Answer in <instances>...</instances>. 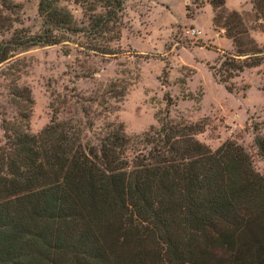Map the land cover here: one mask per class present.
Here are the masks:
<instances>
[{"label": "trees", "instance_id": "1", "mask_svg": "<svg viewBox=\"0 0 264 264\" xmlns=\"http://www.w3.org/2000/svg\"><path fill=\"white\" fill-rule=\"evenodd\" d=\"M1 1L3 30L19 5ZM127 2L39 0V33L15 31L0 43L1 74L13 76L17 55L36 46L117 56ZM261 62L225 55L217 74L227 84ZM14 85L24 113L3 126L0 264H264V178L241 147L212 151L188 128L168 125L146 133L132 158L123 128L100 148L70 122L33 135L23 124L31 100ZM256 145L264 159V133Z\"/></svg>", "mask_w": 264, "mask_h": 264}, {"label": "rangeland", "instance_id": "2", "mask_svg": "<svg viewBox=\"0 0 264 264\" xmlns=\"http://www.w3.org/2000/svg\"><path fill=\"white\" fill-rule=\"evenodd\" d=\"M7 4L19 8L5 13L16 22L0 30V43L15 31L39 33V0ZM67 6L81 18L79 7ZM116 46L121 53L115 57L90 58L74 48L65 55L61 45L36 46L17 55L13 76H3L2 66L0 146L5 123L24 113L13 101L16 83L31 100L23 124L33 135L53 121L70 122L84 144L100 148L110 132L123 128L132 158L152 129L186 127L212 151L226 143L241 147L264 178L256 145L264 133V0H128ZM225 55L262 62L225 84L217 74Z\"/></svg>", "mask_w": 264, "mask_h": 264}]
</instances>
